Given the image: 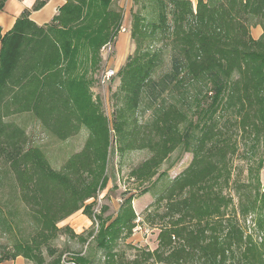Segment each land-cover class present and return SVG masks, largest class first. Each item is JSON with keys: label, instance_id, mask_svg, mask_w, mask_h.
Listing matches in <instances>:
<instances>
[{"label": "rangeland", "instance_id": "374dc122", "mask_svg": "<svg viewBox=\"0 0 264 264\" xmlns=\"http://www.w3.org/2000/svg\"><path fill=\"white\" fill-rule=\"evenodd\" d=\"M152 1L112 0L123 21L103 43L104 31L90 15L81 30L64 29L57 20L37 26L39 34L24 45L0 95V264H109L100 247V219L110 225L128 199L134 229L117 241L112 264H165L148 255L158 248L164 223L158 215L166 203L159 206L157 200L191 166L194 154L186 150L185 129L203 120L212 97L190 109L178 90L162 83L176 44L167 31L154 30L159 18ZM190 1L196 12L198 0ZM137 14L145 28L134 37ZM249 35L256 41L263 35L256 19L250 20ZM135 63L153 67L138 94L128 85ZM107 69L115 75L103 85ZM241 98L230 86L212 117L220 129H230L229 135L234 131L242 151L235 111ZM180 113L188 118L179 119L170 136L173 151L152 179H138L143 163L166 153L158 129L166 126L167 116L170 122ZM261 145L264 138L257 147L260 159ZM232 170L234 180L246 182L245 160L234 158ZM260 180L264 189V168ZM231 195L238 210L236 194Z\"/></svg>", "mask_w": 264, "mask_h": 264}, {"label": "trees", "instance_id": "16d2710c", "mask_svg": "<svg viewBox=\"0 0 264 264\" xmlns=\"http://www.w3.org/2000/svg\"><path fill=\"white\" fill-rule=\"evenodd\" d=\"M6 1L0 0V12ZM48 1L37 0L34 11ZM152 2L159 18L154 30L167 31V39L176 44L171 71L162 83L167 89L178 90L190 109L197 104L201 108L203 98L212 97V104L201 122H189L185 129L186 150L193 152L194 159L157 200L159 206L166 203L165 212L158 215L164 223L159 246L148 255L165 264H264V189L260 180L264 151L262 158H257V147L264 138V0H198L196 12L190 0ZM59 12L54 21L64 29L81 30L94 15L95 26L104 31L102 43L123 21L112 9V0H66ZM28 15L25 12L5 36L0 32V95L15 72L24 45L30 44L41 30L29 21ZM251 19L263 27L257 41L249 35ZM134 20L133 36L139 37L145 28L140 25L143 20L138 14ZM134 65L133 71H128L132 75L128 85L138 94L153 67ZM230 86L242 94L235 109L240 116L237 134L243 143L242 151L239 142L233 140L234 131L229 135L230 129H220L212 117ZM167 117L166 126L158 129L166 153L157 152L143 163L136 172L138 179L150 180L156 175V169L174 149L170 136L178 131L177 122L187 116L172 115L170 122ZM236 157L246 161V182L233 179ZM224 189L228 193L224 194ZM131 202L132 199L125 200V209L110 225L100 219V247L107 251L109 264L113 263L112 250L119 238L134 229L136 217ZM249 219L251 226L247 227ZM47 251L50 257L56 254L52 248Z\"/></svg>", "mask_w": 264, "mask_h": 264}, {"label": "crops", "instance_id": "0c3cea01", "mask_svg": "<svg viewBox=\"0 0 264 264\" xmlns=\"http://www.w3.org/2000/svg\"><path fill=\"white\" fill-rule=\"evenodd\" d=\"M37 0H7L3 11L0 12V32L5 36L13 30L17 21L28 12V19L35 26L49 25L58 15L60 8L65 4L64 0H49L40 10L34 11Z\"/></svg>", "mask_w": 264, "mask_h": 264}, {"label": "built area", "instance_id": "2783aa9c", "mask_svg": "<svg viewBox=\"0 0 264 264\" xmlns=\"http://www.w3.org/2000/svg\"><path fill=\"white\" fill-rule=\"evenodd\" d=\"M123 31H125V29H123ZM115 75V71L111 70V69H107L104 71L103 76L101 78V83L103 85H105L106 83H108L109 81H111V79L114 77Z\"/></svg>", "mask_w": 264, "mask_h": 264}]
</instances>
